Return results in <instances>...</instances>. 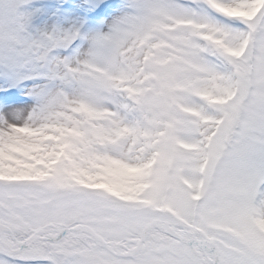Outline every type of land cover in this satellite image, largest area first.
Wrapping results in <instances>:
<instances>
[{"label":"snow or ice","instance_id":"6c2138e0","mask_svg":"<svg viewBox=\"0 0 264 264\" xmlns=\"http://www.w3.org/2000/svg\"><path fill=\"white\" fill-rule=\"evenodd\" d=\"M0 264H264V0H0Z\"/></svg>","mask_w":264,"mask_h":264}]
</instances>
